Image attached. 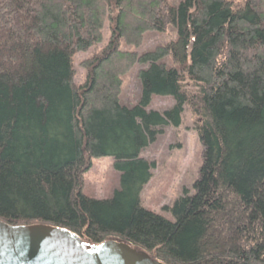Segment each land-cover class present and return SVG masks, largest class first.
<instances>
[{"label": "trees", "instance_id": "trees-1", "mask_svg": "<svg viewBox=\"0 0 264 264\" xmlns=\"http://www.w3.org/2000/svg\"><path fill=\"white\" fill-rule=\"evenodd\" d=\"M168 25L176 39L150 52L118 47ZM105 27L76 85L72 58ZM136 64L146 68L127 107L122 77ZM154 95L172 107L148 110ZM185 107L202 165L168 221L141 206L155 167L141 152ZM106 156L119 188L86 197L83 175ZM0 221L116 240L165 264H264V0H0Z\"/></svg>", "mask_w": 264, "mask_h": 264}, {"label": "rangeland", "instance_id": "rangeland-1", "mask_svg": "<svg viewBox=\"0 0 264 264\" xmlns=\"http://www.w3.org/2000/svg\"><path fill=\"white\" fill-rule=\"evenodd\" d=\"M165 1L169 6H177L182 0ZM176 36L175 28L168 25L163 32L145 33L142 44L139 46L127 45L121 40L118 47L122 51L144 54L152 51L156 46L174 41ZM108 39L109 31L105 27L100 43L73 56L72 66L76 85L83 83L86 76L81 62L100 52L108 43ZM163 62L169 68L174 66L169 56L163 59ZM143 68L146 66L136 64L122 77V90L119 96L121 105L133 107L137 104L140 95V82L137 75ZM172 105V97L154 95L148 110L163 112ZM195 121L197 118L185 107L179 126L166 127L164 134L141 152L143 158L155 165L150 181L140 193L141 206L168 221H173L170 208L174 201L182 196L184 190L190 196L195 193L194 184L202 165V146L194 128ZM118 188L119 174L113 167L112 158L106 156L92 159L91 168L83 175V195L94 200H108Z\"/></svg>", "mask_w": 264, "mask_h": 264}, {"label": "water", "instance_id": "water-1", "mask_svg": "<svg viewBox=\"0 0 264 264\" xmlns=\"http://www.w3.org/2000/svg\"><path fill=\"white\" fill-rule=\"evenodd\" d=\"M0 264H165L116 240L83 241L46 224L13 226L0 221Z\"/></svg>", "mask_w": 264, "mask_h": 264}]
</instances>
